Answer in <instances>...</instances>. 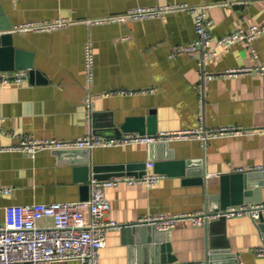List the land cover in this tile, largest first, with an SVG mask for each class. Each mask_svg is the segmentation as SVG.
I'll return each mask as SVG.
<instances>
[{"label": "crops", "instance_id": "1", "mask_svg": "<svg viewBox=\"0 0 264 264\" xmlns=\"http://www.w3.org/2000/svg\"><path fill=\"white\" fill-rule=\"evenodd\" d=\"M184 2L207 5L212 40L203 48L208 52L204 56L200 51L171 53L195 39L194 14L188 11L86 23L88 19L117 15L132 8ZM56 19H67L70 24L41 32L13 30L20 23ZM1 24L10 26L1 32L11 33V44L30 55L31 67L38 73L19 84L0 85V147L15 145L25 136L68 140L87 136L93 130L100 132L97 135L117 137V128L126 119H139L136 123L142 124L146 134L201 125L236 126L245 132L205 142L198 138L161 142L172 159L165 153L159 157L158 149L151 148V143L89 149V167L145 164L142 169H131V175L111 177L129 179L142 171L161 175L154 185L122 180L107 187L104 195L110 207L106 216L119 224H135L151 215L212 211L214 202H210L209 195L219 194L221 175L253 166L262 169L243 172L249 176L248 189H258L250 197L261 200L242 204L264 202V71L260 70L264 66V30L251 43H216L236 29L264 24V0H0ZM88 43L93 54L90 74L84 54ZM11 61L15 63V56H11ZM239 67L257 69L232 76L224 73ZM203 72L212 73L213 77L204 86L200 111L197 87ZM86 97L92 102L90 113L84 105ZM133 121L130 126H134L136 120ZM151 128L154 132L148 133ZM169 160L174 165L158 172L155 162ZM147 162H152V166L146 167ZM77 166L53 149L39 150L33 156L0 151V189L8 188L7 192H0V224L3 207L9 204L64 202L86 196L84 185L89 180H80ZM91 174L90 171V178ZM201 175L202 182L192 181ZM186 179L190 181L184 182ZM37 223L49 224L51 219L39 218ZM223 225L213 228L214 245L220 247L227 242V253L236 264H264V258L255 255L264 233V214L258 221L248 215L226 218ZM141 226L149 229V236L154 232L161 235V242L169 247L164 252L155 251L154 246L160 241L156 243L151 238L142 242L140 233L111 229L99 252L98 264L206 262L210 251L206 226L189 220H179L165 232L152 225Z\"/></svg>", "mask_w": 264, "mask_h": 264}, {"label": "built area", "instance_id": "2", "mask_svg": "<svg viewBox=\"0 0 264 264\" xmlns=\"http://www.w3.org/2000/svg\"><path fill=\"white\" fill-rule=\"evenodd\" d=\"M206 4L174 3L155 7H137L126 10L117 15H106L86 20V23L120 22L124 19H138L149 16H158L172 10H183L194 14L195 39L189 45H179L172 54L202 52V56L208 52L204 47L212 40L206 18ZM70 24L67 19H56L52 22L29 21L14 26V31L41 32L61 28ZM264 24H253L247 29H236L217 39L216 43L226 46L235 42H247L255 40ZM253 52L254 50L251 49ZM254 53V52H253ZM85 66L91 73L93 54L90 43L85 46ZM251 67L229 68L224 72L228 76L244 73ZM264 71V66L260 68ZM29 68H19L9 71H0V85L19 84L28 79ZM213 77L212 73L203 72L197 90L199 92L198 106L203 110L204 86ZM124 93V91H121ZM91 99L85 98L84 105L88 113L91 112ZM264 131V129H262ZM245 132L236 126H217L186 130L161 131L155 134H140L137 132H124L117 137H106L90 133L73 139L33 138L21 137L17 144L0 147L2 150L20 151L24 154L34 155L42 149L110 147L126 144H142L152 142H168L198 138L205 142L208 139L237 135ZM152 166L147 162L146 167ZM261 166H253L247 169H236L237 172L261 170ZM161 175L146 171L140 177H111L104 180L90 178L88 181V196L86 199H78L64 202L9 204L3 207L4 217L0 224V264H51L52 262L77 260L80 264H98L100 250L106 245L107 234L111 229H120L125 224H119L106 216L109 210V202L104 195V190L122 180L141 182L146 185H154L159 182ZM7 192L8 188L0 189ZM264 214V202L253 204H239L228 206L222 210H199L192 213H180L172 215H151L139 219L135 224L152 225L156 230L165 232L173 228L179 220H189L195 225L207 226V224L221 216L230 218L240 215H248L252 220L258 221ZM39 218H50L49 224H38ZM257 257L264 258V233L260 236V245L255 249ZM195 264H204L198 262Z\"/></svg>", "mask_w": 264, "mask_h": 264}, {"label": "water", "instance_id": "3", "mask_svg": "<svg viewBox=\"0 0 264 264\" xmlns=\"http://www.w3.org/2000/svg\"><path fill=\"white\" fill-rule=\"evenodd\" d=\"M9 25H0V70H13V69H19V68H29V75L32 76V74L38 73L36 70H34L31 66V60L30 55H28L27 52L24 50L14 48V46L11 44L12 42V35L9 32H1L6 29H9ZM11 56H15V63H12ZM133 120L139 119H126L124 124H122L118 129V132L116 133V136H120L124 132L129 131H136L137 133L144 134L145 130L143 129V126L141 123H134V126L131 123L134 122ZM136 125V126H135ZM154 129L148 130V133H153ZM94 134L100 133L99 131L93 130ZM154 145H151V148L158 149V155L159 157H162L163 153L166 154V157L169 159H172L171 152L167 151L165 149V145L161 142L159 143H151ZM54 152L59 154V156H65L67 159H70L72 161H75L79 166L76 167L75 171L78 173L81 181H88L90 176L89 172L91 171V177L96 178L99 180L108 179L111 176H118V175H131L133 172H130L131 169H138V168H144V163H128V164H113V165H91L89 167V155H88V149L86 148H64V149H53ZM174 163L172 160L169 161H158L155 162L154 166L157 168L158 172L162 171H168ZM125 170L126 172L122 171ZM90 170V171H89ZM119 170V171H118ZM144 171H142L139 174H136L137 177L142 176ZM249 173V172H248ZM248 174L247 172H232L230 174H223L220 177V191L219 194L209 195L210 202H214V206L212 211L216 210H222L230 205H238L242 204L244 202L248 201H260V198H253L250 196H253V194H257L258 189L256 190H249L247 181H248ZM190 181L189 179L184 180V182ZM192 181L196 182H202L203 176H197L192 179ZM231 185L230 191H228V186ZM84 189L87 191V195L82 197L81 199H86L88 196V184L84 185ZM226 218L224 216H221L217 219H214L210 221L207 224V230L210 234L209 236V242H208V248L209 253L207 255L206 262L204 264H236L233 259H231V256H229L228 243H224L220 247H217L212 242L211 234L213 232V228L221 224L224 226ZM121 230L123 232H126V234H131V232L140 233L139 235L141 237L142 242L144 241H150L152 238L156 243L160 241V245L157 246V244L154 246V250L160 249L164 252L165 249H167L169 246L163 242L162 236L158 235L157 233H153L149 236L150 231H147L149 229L139 225V224H125L122 226ZM147 233L148 236L146 238L144 232ZM137 241H139L140 238H136ZM147 239V240H146ZM171 260V258H169ZM163 260V254H162V260ZM172 262V260H171ZM137 264H148V261L139 262Z\"/></svg>", "mask_w": 264, "mask_h": 264}]
</instances>
